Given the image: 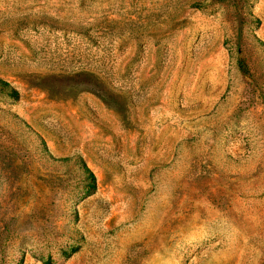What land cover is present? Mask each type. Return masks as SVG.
Here are the masks:
<instances>
[{
  "label": "rangeland",
  "instance_id": "obj_1",
  "mask_svg": "<svg viewBox=\"0 0 264 264\" xmlns=\"http://www.w3.org/2000/svg\"><path fill=\"white\" fill-rule=\"evenodd\" d=\"M1 81L0 264H264V0H0Z\"/></svg>",
  "mask_w": 264,
  "mask_h": 264
},
{
  "label": "trees",
  "instance_id": "obj_2",
  "mask_svg": "<svg viewBox=\"0 0 264 264\" xmlns=\"http://www.w3.org/2000/svg\"><path fill=\"white\" fill-rule=\"evenodd\" d=\"M0 83H1L2 85H4V87H8V84H7V83L2 82V81H1ZM8 93H9V95H11V96H13V97H17V95H18L17 90H15L14 88H11V87L8 88ZM78 160H79V162L81 163V165H82V167H83V169H84V171H85L87 177L90 179V182H89V184H88V186H89V190H88V191L91 192V191L94 190V188H95V177H94V174H93L92 171L87 167L86 163L84 162V160H83L81 157H79ZM73 251H74V250H73Z\"/></svg>",
  "mask_w": 264,
  "mask_h": 264
}]
</instances>
